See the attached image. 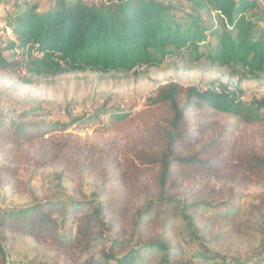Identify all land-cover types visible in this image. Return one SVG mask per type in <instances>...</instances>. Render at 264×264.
Instances as JSON below:
<instances>
[{
  "label": "trees",
  "instance_id": "16d2710c",
  "mask_svg": "<svg viewBox=\"0 0 264 264\" xmlns=\"http://www.w3.org/2000/svg\"><path fill=\"white\" fill-rule=\"evenodd\" d=\"M30 1L9 13L13 40L0 45V75L25 86L66 74L157 67L181 51L197 62L264 75V35L253 13L264 0H186L188 13L161 0H46L44 11ZM202 15L214 17L220 28L212 32L216 46L208 55L199 49L211 30ZM240 95L225 87L201 92L169 82L136 119L127 112L110 115L114 129L128 125L137 134L124 162L91 150L106 183L90 199L46 198L1 212L0 237L27 236L85 264H246L204 252L187 258L175 239L178 232L192 236V224L205 218L209 224L212 218L233 223L241 212L229 204L235 187L261 188L257 209L264 210V139L247 147L235 138L234 127L221 124L230 117L264 126V99L246 105ZM79 120L33 123L0 116V187L9 184L18 155L35 143L51 144L39 151L41 166L72 153L75 144L62 134ZM6 258L0 244V264Z\"/></svg>",
  "mask_w": 264,
  "mask_h": 264
},
{
  "label": "rangeland",
  "instance_id": "374dc122",
  "mask_svg": "<svg viewBox=\"0 0 264 264\" xmlns=\"http://www.w3.org/2000/svg\"><path fill=\"white\" fill-rule=\"evenodd\" d=\"M85 1L98 3L99 0ZM161 1L188 13L186 0ZM21 2L0 0V45L13 40L6 21L14 6ZM30 2L40 5L41 11L48 7L46 0ZM253 13L258 33L264 35V5L260 2ZM202 17L211 30L199 49L208 55L216 46L212 32L220 28L214 17ZM169 82L194 87L201 92L225 87L230 93H240L241 101L246 105L264 99V75L244 74L239 67L219 68L206 59L197 62L188 51L173 55L157 67L143 66L119 74H66L36 79L30 86L22 85L14 76L0 75V116L33 123L65 124L80 119L62 134L75 144L73 152L65 158L44 166L37 164L39 151L49 147L50 142L35 143L18 155L17 162L10 168L14 175L9 184L0 187V214L46 198L63 200L85 196L90 199L107 181L95 151H108L112 160L124 162L128 158L126 146L137 134L136 127L128 125L114 129L110 115L127 112L131 119H136L145 109L147 99ZM221 124L234 127L235 138L247 147L260 145L259 138L264 139L262 125H249L230 117H223ZM58 138L54 136L52 140L58 142ZM218 185L211 183L215 189ZM261 193L259 187H235L229 204L239 207L241 212L233 223L222 218H212L211 224L207 218L202 222L199 220L191 226L192 236L176 233V243L187 258L204 252L213 259H226L229 263L239 259L246 264H264V221H261L264 210L257 209ZM231 225H241L243 229L238 231ZM69 226L68 223L66 229ZM0 244L6 252L7 264H85L84 260H75L71 252L54 250L20 234L0 237Z\"/></svg>",
  "mask_w": 264,
  "mask_h": 264
},
{
  "label": "built area",
  "instance_id": "2783aa9c",
  "mask_svg": "<svg viewBox=\"0 0 264 264\" xmlns=\"http://www.w3.org/2000/svg\"><path fill=\"white\" fill-rule=\"evenodd\" d=\"M212 90V89H211ZM213 90H215L216 92H219V89H213Z\"/></svg>",
  "mask_w": 264,
  "mask_h": 264
}]
</instances>
